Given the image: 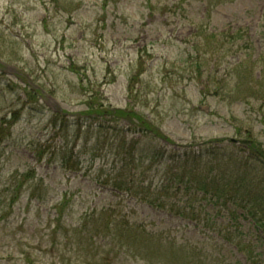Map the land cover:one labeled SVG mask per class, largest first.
Here are the masks:
<instances>
[{"label": "rangeland", "instance_id": "obj_1", "mask_svg": "<svg viewBox=\"0 0 264 264\" xmlns=\"http://www.w3.org/2000/svg\"><path fill=\"white\" fill-rule=\"evenodd\" d=\"M91 90L171 142L123 119L84 117ZM248 141L262 161L264 0H0V264H146L148 250L131 257L111 239L113 219L203 244L222 264H250L224 228L255 240L264 264V236L246 219L234 229L213 212L216 234L109 181L155 190L187 146L228 143L244 155ZM160 153L178 155L177 169Z\"/></svg>", "mask_w": 264, "mask_h": 264}, {"label": "trees", "instance_id": "obj_2", "mask_svg": "<svg viewBox=\"0 0 264 264\" xmlns=\"http://www.w3.org/2000/svg\"><path fill=\"white\" fill-rule=\"evenodd\" d=\"M194 50H199V48L195 46ZM192 63L196 64V69L200 72L202 63L200 61H193ZM77 78L79 83L83 82L81 76ZM85 104L87 109L81 111V113L85 114L84 117L96 119L108 117L112 120L123 119L129 123L128 130L133 133L138 132L134 127H142V136L153 133L152 136L154 135L164 139L166 142H171V140L165 138L155 129L147 119L135 111L125 108L109 109V106L103 103L102 98L99 97L98 92L95 90H91V94ZM253 145L252 141L247 144L248 154L244 155L240 153L241 150L239 152L234 147V144L208 146L207 142L187 146L190 148L182 152L183 159L175 153L157 154L156 159H162L165 156L170 157L173 160L172 164H174L172 167L175 169H177L175 163L180 158L182 167L167 176L168 181L163 180L161 184L155 187V190L149 188L140 189L135 185L132 187L129 182H124L120 179L115 184H113V179L109 181L110 184L114 185L113 189L118 193H124L132 197L140 194L144 203L194 223L197 227L205 230L208 229V231L216 233V223L213 222L212 213L217 211L218 214L225 212L223 217L227 219L226 223L232 224L234 229L238 228L239 217H242L250 224L252 223L253 228L259 230L263 237L264 166L261 165H264V157L262 156L263 160L259 159V162L253 156L257 155ZM67 150L72 155V150ZM139 154L142 160L152 159V156L148 153L139 151ZM130 156L134 159L132 155ZM64 160L63 156V163H65ZM73 163L76 164L75 161ZM219 165H222V168L231 174L225 176L219 173L221 170ZM31 173V171H27L19 178L17 177V185L14 187L13 195H10L9 206L17 202L22 186L30 177H33ZM121 176L117 177L120 178ZM57 218H61V216H57ZM114 221L115 223L111 227L114 231L111 233V239L116 244H119L120 247H126V251L131 257L138 256L141 258L143 253L148 250L152 254L146 264H178L175 260H178L180 256L183 257L181 264H222L217 259H208L210 256L208 254L209 248L203 244L195 243L192 246L189 243L178 244L175 238L169 237V234H165L163 230H147L142 225L128 224L122 220L116 221L113 219ZM218 233H222L223 240L234 244L238 250L243 252L250 264H260V260L256 258L260 253L254 250L255 240L241 237L235 239L224 228H219ZM166 248H169L170 262L154 257L158 256L159 252Z\"/></svg>", "mask_w": 264, "mask_h": 264}]
</instances>
